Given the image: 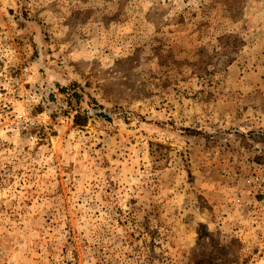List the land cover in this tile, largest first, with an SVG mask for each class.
<instances>
[{"label": "rangeland", "instance_id": "obj_1", "mask_svg": "<svg viewBox=\"0 0 264 264\" xmlns=\"http://www.w3.org/2000/svg\"><path fill=\"white\" fill-rule=\"evenodd\" d=\"M263 171L264 0H0V264H264Z\"/></svg>", "mask_w": 264, "mask_h": 264}, {"label": "built area", "instance_id": "obj_2", "mask_svg": "<svg viewBox=\"0 0 264 264\" xmlns=\"http://www.w3.org/2000/svg\"><path fill=\"white\" fill-rule=\"evenodd\" d=\"M42 89L34 88L33 90L27 93V102L37 101L44 103L48 99V93L43 94L44 99L42 98ZM28 111L25 110L23 113H20L18 116L22 119L23 122H28L31 118L27 115ZM248 184H253V187L260 188L264 184V171L262 173H256L254 176H251L247 179Z\"/></svg>", "mask_w": 264, "mask_h": 264}, {"label": "trees", "instance_id": "obj_3", "mask_svg": "<svg viewBox=\"0 0 264 264\" xmlns=\"http://www.w3.org/2000/svg\"><path fill=\"white\" fill-rule=\"evenodd\" d=\"M64 89H60V91L62 92ZM70 98V97H69ZM71 99V98H70ZM87 116L84 115V117H81V115L79 113H76L74 115V123L76 125H84L86 122Z\"/></svg>", "mask_w": 264, "mask_h": 264}]
</instances>
